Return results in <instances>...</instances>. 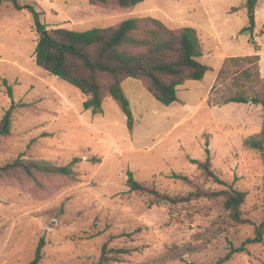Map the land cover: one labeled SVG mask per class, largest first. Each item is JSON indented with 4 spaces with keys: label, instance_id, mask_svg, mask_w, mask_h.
<instances>
[{
    "label": "rangeland",
    "instance_id": "obj_1",
    "mask_svg": "<svg viewBox=\"0 0 264 264\" xmlns=\"http://www.w3.org/2000/svg\"><path fill=\"white\" fill-rule=\"evenodd\" d=\"M250 1L144 0L121 7L90 5L88 0H18L20 10L9 1L1 3L0 118L12 100L18 105L10 134L0 136V163L18 156L58 165L75 156L81 160L73 179L0 172V264H27L41 236L45 244L39 264H92L105 243L125 250L109 253L118 261L108 264H264V236L218 262L230 247L253 236L255 225L264 220V153L243 145L263 125L262 106L224 103L229 96L250 93L241 73L245 64L232 63L217 79L226 58L258 54L260 80L249 82L261 90L264 0ZM29 7L41 13L47 29L84 31L140 17L156 18L171 29L192 27L203 49L198 60L209 69L201 80L179 85L177 100L169 105L154 99L142 80L125 79L122 90L133 115L128 129L124 113L106 93V80L103 111L92 114L82 106L83 93L36 65L38 32ZM206 149L219 176L246 192L242 209L247 223L217 229L223 217L218 203L148 207L147 196L126 185L131 171L136 180L153 181L170 194L187 191L170 174L196 176L191 159L204 160ZM197 181L205 188H221L202 178ZM184 244L198 250L182 259H160L172 246Z\"/></svg>",
    "mask_w": 264,
    "mask_h": 264
},
{
    "label": "trees",
    "instance_id": "obj_2",
    "mask_svg": "<svg viewBox=\"0 0 264 264\" xmlns=\"http://www.w3.org/2000/svg\"><path fill=\"white\" fill-rule=\"evenodd\" d=\"M9 1L17 10L22 9L18 0ZM144 0H88L90 5L105 6L110 3L121 7H132ZM249 4H253L249 0ZM34 26L38 32V40L34 49L36 65L47 73L58 77L77 88L85 95L82 106L92 114L102 113L104 93L103 80H106V93L114 99L126 117V126L132 128L133 115L129 99L122 90V82L127 78L142 80L148 92L158 102L169 105L177 100V88L187 80H201L208 71V66L201 63L198 58L203 56L197 32L192 27L171 29L163 22L152 17L128 18L114 26L91 28L77 31L67 28L47 29L40 20V12L29 7ZM247 28H243L245 31ZM46 31V36L43 32ZM258 54L247 56L228 57L225 59L219 73L221 78L232 63H243L242 70L247 84L246 89L239 94L229 96L224 103L236 102L260 104L263 109V125L259 132L246 137L243 145L247 149L264 153V81L261 90H256L249 80H260ZM253 66V71L250 67ZM9 97H12V88L5 84ZM18 104L11 101L10 107L0 118V136H7L11 132L13 111ZM81 160L73 157L67 164L58 165L48 160H26L20 156L0 163V172L21 170L28 176L34 173H54L75 178L74 166ZM96 161V159H92ZM196 164L198 174L194 177L183 173L171 172L170 177L181 181L189 189L175 194L162 191L153 181H138L133 173L126 174V185L130 191L147 196V206L190 203L196 200H207L219 204L223 217L217 229H223V224L230 227L247 223L244 217L243 205L246 192L234 187L232 183L223 180L212 166L211 158L206 149L204 160L191 159ZM198 178L205 179L221 188H205L199 184ZM218 221V220H217ZM216 221V222H217ZM204 235V234H201ZM264 236V220L255 225L254 234L246 238L238 247H230L228 253L218 262L226 261L234 253L247 250L246 245L260 243ZM45 244L44 237L38 240L34 257L27 264H39L41 250ZM193 244L182 246L174 245L160 256L161 260L182 259L184 253L197 251ZM125 252L123 249L107 248L105 243L97 262L92 264H108L111 259L109 253ZM143 264H149L145 262Z\"/></svg>",
    "mask_w": 264,
    "mask_h": 264
},
{
    "label": "water",
    "instance_id": "obj_3",
    "mask_svg": "<svg viewBox=\"0 0 264 264\" xmlns=\"http://www.w3.org/2000/svg\"><path fill=\"white\" fill-rule=\"evenodd\" d=\"M46 34H47V32H46V31H44V32H43V35H44V36H46Z\"/></svg>",
    "mask_w": 264,
    "mask_h": 264
}]
</instances>
